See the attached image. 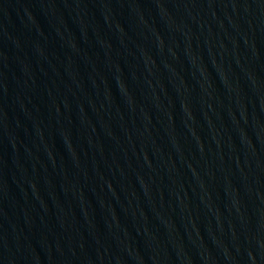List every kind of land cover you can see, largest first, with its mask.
I'll use <instances>...</instances> for the list:
<instances>
[{
	"label": "water",
	"instance_id": "95a60500",
	"mask_svg": "<svg viewBox=\"0 0 264 264\" xmlns=\"http://www.w3.org/2000/svg\"><path fill=\"white\" fill-rule=\"evenodd\" d=\"M0 264H264V0H0Z\"/></svg>",
	"mask_w": 264,
	"mask_h": 264
}]
</instances>
